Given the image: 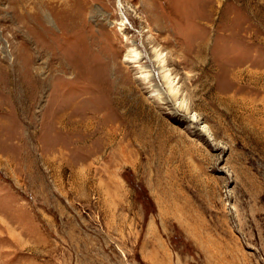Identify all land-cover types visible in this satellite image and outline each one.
I'll use <instances>...</instances> for the list:
<instances>
[{"label":"rangeland","instance_id":"obj_1","mask_svg":"<svg viewBox=\"0 0 264 264\" xmlns=\"http://www.w3.org/2000/svg\"><path fill=\"white\" fill-rule=\"evenodd\" d=\"M0 264H264V0H0Z\"/></svg>","mask_w":264,"mask_h":264},{"label":"bare ground","instance_id":"obj_2","mask_svg":"<svg viewBox=\"0 0 264 264\" xmlns=\"http://www.w3.org/2000/svg\"><path fill=\"white\" fill-rule=\"evenodd\" d=\"M138 57H139V55H138V52H137V53L134 54V58L137 59ZM156 61L160 65V70H161V74H162V80L164 81V84L166 85L167 93L170 94L173 99H176L178 92L175 90L176 88L173 86V83L169 79V76L165 73V70L163 69V61H162V58H161L160 54L155 55V62Z\"/></svg>","mask_w":264,"mask_h":264}]
</instances>
